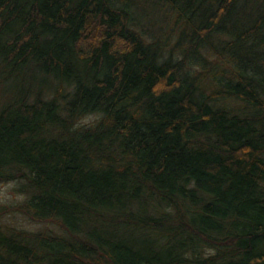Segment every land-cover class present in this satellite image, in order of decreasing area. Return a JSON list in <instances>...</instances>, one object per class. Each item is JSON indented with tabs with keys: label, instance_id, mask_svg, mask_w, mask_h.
I'll list each match as a JSON object with an SVG mask.
<instances>
[{
	"label": "trees",
	"instance_id": "1",
	"mask_svg": "<svg viewBox=\"0 0 264 264\" xmlns=\"http://www.w3.org/2000/svg\"><path fill=\"white\" fill-rule=\"evenodd\" d=\"M10 181L0 264H264V0H0Z\"/></svg>",
	"mask_w": 264,
	"mask_h": 264
},
{
	"label": "rangeland",
	"instance_id": "2",
	"mask_svg": "<svg viewBox=\"0 0 264 264\" xmlns=\"http://www.w3.org/2000/svg\"><path fill=\"white\" fill-rule=\"evenodd\" d=\"M25 197L19 189V183L17 181L0 182V207L10 208L17 205ZM13 222L19 226H23L29 229H37L38 226L22 219L20 216H15L12 219L6 218L5 221Z\"/></svg>",
	"mask_w": 264,
	"mask_h": 264
}]
</instances>
